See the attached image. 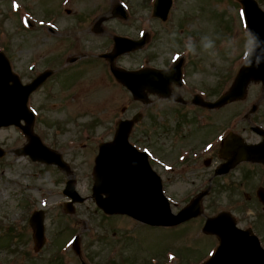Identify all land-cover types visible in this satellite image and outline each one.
Returning a JSON list of instances; mask_svg holds the SVG:
<instances>
[{"label":"rangeland","instance_id":"rangeland-1","mask_svg":"<svg viewBox=\"0 0 264 264\" xmlns=\"http://www.w3.org/2000/svg\"><path fill=\"white\" fill-rule=\"evenodd\" d=\"M120 2L128 10L127 19L107 20L101 25L103 31L95 32V23L111 16ZM152 3L153 0L0 1V49L14 71L28 82L46 68L55 70L54 80L50 78L31 95L29 106L36 115L35 132L61 152L71 166L67 175L57 166L16 155L12 150L26 141L22 131L16 126L0 129V146L6 150L0 158V264H42L53 258L58 248L65 252L62 257L68 264H80V256L71 247L75 235L81 239V257L91 256L87 264H108L110 260L121 263L123 259L125 264H196L215 246L213 239L201 235L199 229L207 216L221 209L239 212L236 215L240 227L257 224L264 239V208L256 195L258 177L264 173L263 168L253 164L215 179L203 200L204 214L177 230L138 224L123 215L104 217L92 197L99 144L112 138L120 118L143 112L146 107L139 106L122 86L112 85L105 73L106 65L93 60L106 50L113 35L138 38L143 31L150 33L144 47L118 60L127 68L165 66L176 54H188L186 44L192 43L195 51H189L188 56L200 64V69L189 74L193 80L219 89L234 78L247 50L242 47L247 34L240 25L241 4L237 0H174L167 21L152 16ZM202 37L213 41V49H202ZM73 56L85 58L68 64ZM70 67L72 70L61 72ZM51 92L54 93L50 95ZM263 94L260 82L251 83L245 100L218 111L220 116H232L233 127L252 142L258 137L250 126L254 121H264V116L259 110L253 114L249 111L253 104H264ZM161 106L162 101H156L151 109ZM124 107L126 111H122ZM146 116L140 130L149 123ZM165 176V192L173 211H177L188 201L194 183L192 179L171 183L167 178L178 174ZM69 177L75 178L78 192L86 197L83 203L75 204L73 213L66 212L67 198L62 192ZM200 184L199 181V187L207 186L206 181ZM39 209L45 212L47 242L36 255L29 219ZM11 227L23 236H12Z\"/></svg>","mask_w":264,"mask_h":264},{"label":"water","instance_id":"water-1","mask_svg":"<svg viewBox=\"0 0 264 264\" xmlns=\"http://www.w3.org/2000/svg\"><path fill=\"white\" fill-rule=\"evenodd\" d=\"M241 2L244 5L245 20L251 32L254 36L264 39V12L255 0H241ZM171 4L172 0H156L153 15L165 20ZM113 16L126 17L124 7L120 4L117 5L113 10ZM104 19L106 18H101L98 24ZM146 37L147 34L143 39L134 41L116 36L114 51L105 54V56L113 61L116 56L141 47L146 42ZM180 66L181 62H178L176 69L179 72ZM113 71L136 97H142L140 91L148 83L167 81L165 83L167 88L170 83L168 78L158 74L161 71L144 69L136 73H128L125 70L114 68ZM50 74L51 71H45L31 83L23 85L19 77L12 72L10 62L5 54L0 52V127L15 124L27 136L28 142L15 149L16 154L30 155L33 160L55 164L64 171L70 172V167L62 155L47 147L34 133L35 116L27 105L31 92L42 84ZM154 74H158L156 80L152 77ZM171 76H174V73ZM251 80L264 82V63H260L258 67L254 66L248 55L230 89L216 102L205 104L210 107H219L231 100L244 98L246 88ZM22 120L25 124L22 123ZM132 124L133 120H121L118 123L114 140L100 144L94 167L95 184L93 187V196L98 206L103 208L106 213L129 214L152 225H176L201 214V200L207 191L201 192L177 215L171 213L169 202L163 194L161 179L151 169L147 155L139 152L128 142ZM228 147H233L231 149L233 157L221 166L219 173L227 172L240 160L264 161V147L245 145L235 135H230L226 139L225 148L228 149ZM4 155L5 151L0 147V157ZM64 194L72 199L66 203L68 212L74 210V202L84 201V198L75 190L73 178L67 181ZM258 196L264 203V189L258 191ZM30 225L34 230L35 250H39L45 242L44 212L35 211L30 219ZM235 229V221L228 213H220L207 219L204 231L218 234L221 243L215 255L205 264H264V249L260 246L257 237L249 236L248 231H242L247 234L246 236L237 234L228 237ZM78 243L79 239L76 238L74 246L77 251H79Z\"/></svg>","mask_w":264,"mask_h":264},{"label":"flooded vegetation","instance_id":"flooded-vegetation-1","mask_svg":"<svg viewBox=\"0 0 264 264\" xmlns=\"http://www.w3.org/2000/svg\"><path fill=\"white\" fill-rule=\"evenodd\" d=\"M258 2L264 9V0H258ZM188 54L182 56L184 57L183 80L181 83H172L170 85L171 96L169 98H163L157 94H149L150 103L146 104L137 101L139 106L144 105L146 107L143 108L142 119L134 124L131 141L139 149L148 151L150 164L163 178L164 185H166L165 175L168 173L170 175L178 174L174 178H167L171 183L192 179L194 184L187 196L190 199L205 188L198 186L199 181H201L200 186L205 184L206 181L207 186L211 187L214 180L220 177L216 175V170L220 165L231 159V155L226 156V154H232V150L224 149L223 139L229 133H235L241 136L246 144H262L264 146V130L259 133V131L252 129L253 126H261L264 129V121H254L251 124L250 130L258 137L256 141L252 142L233 127L232 116H220L218 113L220 108H209L198 103L197 98L199 100L202 98L205 101L215 100L221 90L218 86H208L206 85L208 83L204 84L201 81L193 80L192 74L190 75L189 72H196L195 68L199 70L200 64L194 58L189 57ZM100 60L107 65L105 59L100 57ZM173 61L174 59L165 66L154 64H147V66L167 69ZM139 68L137 67L136 69ZM109 71L106 69L105 73L110 82L113 85L118 84ZM262 87L264 88V86ZM156 101H162V106L158 109H151ZM232 103L234 102L229 104ZM259 108V112H262L264 116V104L259 105ZM144 114L147 115L146 118L149 123L144 130H140L141 124L145 120ZM225 119H227L226 123H224ZM158 140L161 142H158ZM157 144H162L163 148ZM250 164H253L251 165L253 167L264 168L262 163L243 161L235 169L245 168ZM260 184L264 187V175L260 179ZM236 213L240 214L236 211L232 212L236 217L237 224H239ZM253 227L258 230L259 226L254 224ZM212 237L218 242L217 236Z\"/></svg>","mask_w":264,"mask_h":264},{"label":"clouds","instance_id":"clouds-1","mask_svg":"<svg viewBox=\"0 0 264 264\" xmlns=\"http://www.w3.org/2000/svg\"><path fill=\"white\" fill-rule=\"evenodd\" d=\"M201 47L203 50L213 49V41L208 37H202ZM242 47L249 49V56L254 66L258 67L260 63H264V39H261L258 36L249 35L245 38ZM186 49L194 52L195 46L192 43H187Z\"/></svg>","mask_w":264,"mask_h":264},{"label":"trees","instance_id":"trees-1","mask_svg":"<svg viewBox=\"0 0 264 264\" xmlns=\"http://www.w3.org/2000/svg\"><path fill=\"white\" fill-rule=\"evenodd\" d=\"M13 230H16V229H14V228H12V227L9 229L10 234L12 233V236L17 235L18 233H17L16 231H13ZM18 235H19V236H23V235H21L20 233H19ZM0 241H1V239H0Z\"/></svg>","mask_w":264,"mask_h":264},{"label":"bare ground","instance_id":"bare-ground-1","mask_svg":"<svg viewBox=\"0 0 264 264\" xmlns=\"http://www.w3.org/2000/svg\"><path fill=\"white\" fill-rule=\"evenodd\" d=\"M231 149H233V147H228V150L230 151Z\"/></svg>","mask_w":264,"mask_h":264}]
</instances>
